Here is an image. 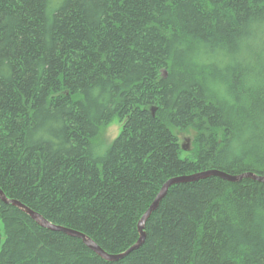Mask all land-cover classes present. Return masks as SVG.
<instances>
[{"label": "trees", "instance_id": "16d2710c", "mask_svg": "<svg viewBox=\"0 0 264 264\" xmlns=\"http://www.w3.org/2000/svg\"><path fill=\"white\" fill-rule=\"evenodd\" d=\"M208 170L264 176V0H0L9 199L116 255L169 179ZM145 232L109 262L0 199V264H264V182L175 184Z\"/></svg>", "mask_w": 264, "mask_h": 264}, {"label": "water", "instance_id": "95a60500", "mask_svg": "<svg viewBox=\"0 0 264 264\" xmlns=\"http://www.w3.org/2000/svg\"><path fill=\"white\" fill-rule=\"evenodd\" d=\"M185 141L188 142V145L182 144L181 148L183 151L189 152V151H191V147L189 146V145H191V141H190V139H186ZM211 176H217L221 179H224V180L232 182V183H239V182L243 181L244 179H251L254 181L264 182V176H260V175H257L255 173H252V172L243 173V174H239V175H231V174H228V173H226L224 171H220V170H208V171H203V172L196 173L193 175L175 177V178L169 179L163 185L160 192L156 196L155 200L153 201V203L150 205V207L147 209V211L144 213L141 220L139 221L138 230H139L140 237H139L137 243L135 245H133L132 247H130L127 251L120 253V254H116V255L107 253L94 240H92L90 237L86 236L85 234H83L81 232H78V231H75V230H72L69 228L54 225L53 223H51L47 219H45L41 214H39V213L33 211L32 209H30L29 207H26L25 205H23L20 201L14 200V199H9L1 189H0V199L5 204H11V205L19 208L21 211H23L28 216H30V218L32 220H34L41 227L52 230V231H61V232H64L67 235H70L72 237L79 238L84 242V244L90 250H92L94 253H96L102 259L109 261V262H116V261H120V260L124 259L130 253L138 250L144 244L145 239H146V232H145L146 223L149 220V218L151 217V215L158 209L161 202L163 201V199L167 195L169 189L173 185L181 184V183L196 182V181H199V180L211 177Z\"/></svg>", "mask_w": 264, "mask_h": 264}, {"label": "rangeland", "instance_id": "374dc122", "mask_svg": "<svg viewBox=\"0 0 264 264\" xmlns=\"http://www.w3.org/2000/svg\"><path fill=\"white\" fill-rule=\"evenodd\" d=\"M121 128H122V124L120 123L118 118H115L113 120V123H111L104 131L103 133L100 135V137L98 138V140H95L94 142V150H95V155L98 158H102L105 155V152L108 148V146L110 145V143L113 142V140L116 139V137L119 135V133L121 132ZM179 139H180V143L181 145H188V142H186V139H190L191 141V145H189L191 147L192 150V141H193V136H191V134H187V133H181L179 134ZM188 155V152L182 153V158H185Z\"/></svg>", "mask_w": 264, "mask_h": 264}, {"label": "bare ground", "instance_id": "6f19581e", "mask_svg": "<svg viewBox=\"0 0 264 264\" xmlns=\"http://www.w3.org/2000/svg\"><path fill=\"white\" fill-rule=\"evenodd\" d=\"M119 134H120V133H119ZM117 137H118V136H117ZM117 137H116V138H117ZM113 141H114V140H113Z\"/></svg>", "mask_w": 264, "mask_h": 264}]
</instances>
